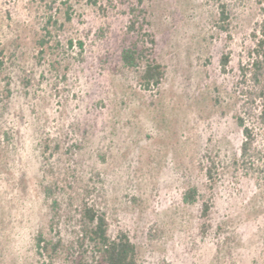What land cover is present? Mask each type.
<instances>
[{
  "label": "rangeland",
  "instance_id": "rangeland-1",
  "mask_svg": "<svg viewBox=\"0 0 264 264\" xmlns=\"http://www.w3.org/2000/svg\"><path fill=\"white\" fill-rule=\"evenodd\" d=\"M136 4L0 0V264H74L66 249L87 191L111 237L128 231L139 264H264L263 166L241 158L235 87L258 0H144L165 69L155 95L121 59ZM54 201L64 247L40 256L37 236L56 239Z\"/></svg>",
  "mask_w": 264,
  "mask_h": 264
},
{
  "label": "trees",
  "instance_id": "trees-1",
  "mask_svg": "<svg viewBox=\"0 0 264 264\" xmlns=\"http://www.w3.org/2000/svg\"><path fill=\"white\" fill-rule=\"evenodd\" d=\"M261 20L258 21L252 32L255 41L254 47L249 51L248 64L240 68L239 79L235 83L237 92L242 99V114L236 117L243 132L241 145V158L243 160L258 157L262 162L264 174V144L259 148L258 131H264V0H258ZM129 21L123 38L121 59L128 69L141 70L140 85L142 89L155 95L165 78L164 66L155 57L156 37L151 31L148 11L144 7V0H137V4L129 10ZM70 20V15L67 17ZM52 17H50L51 21ZM230 15L225 4L220 5L219 28L228 31ZM50 23V22H49ZM47 30V35H50ZM46 43V40H43ZM221 70L228 72L230 54L221 56ZM79 148V146H77ZM72 152V149L69 148ZM212 178V168L208 169ZM51 194L50 191L47 192ZM195 200V191L189 190L185 201ZM212 203L204 201L201 206L200 219L202 233L206 234L211 229ZM54 214L51 230L56 239L46 240L42 234L36 238L38 255L53 256L63 249L64 243L60 230L56 226L57 203H52ZM77 227L75 243L66 249L67 256L74 264H139L137 245L131 239L128 231L121 229L115 237L109 234V221L106 213L91 200L87 194L77 209Z\"/></svg>",
  "mask_w": 264,
  "mask_h": 264
}]
</instances>
